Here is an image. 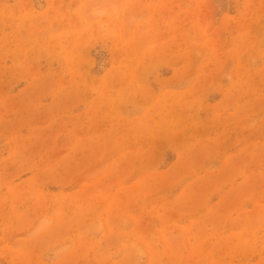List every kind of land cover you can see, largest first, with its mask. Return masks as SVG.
<instances>
[{
    "label": "rangeland",
    "instance_id": "374dc122",
    "mask_svg": "<svg viewBox=\"0 0 264 264\" xmlns=\"http://www.w3.org/2000/svg\"><path fill=\"white\" fill-rule=\"evenodd\" d=\"M0 264H264V0H0Z\"/></svg>",
    "mask_w": 264,
    "mask_h": 264
}]
</instances>
